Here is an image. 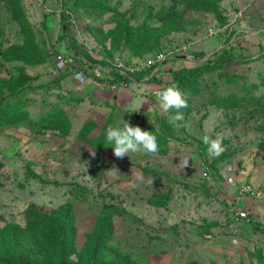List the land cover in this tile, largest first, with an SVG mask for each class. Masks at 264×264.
<instances>
[{
    "label": "rangeland",
    "instance_id": "obj_1",
    "mask_svg": "<svg viewBox=\"0 0 264 264\" xmlns=\"http://www.w3.org/2000/svg\"><path fill=\"white\" fill-rule=\"evenodd\" d=\"M249 1L0 0V259L264 264V22L244 34ZM69 38L88 64L138 70L128 88L80 84L56 66L74 55ZM110 67L93 69L107 82ZM184 67L199 76L179 88L177 121L156 92ZM122 120L152 131L158 153L115 157L105 134ZM205 135L222 138L221 155ZM243 183L261 195L234 210Z\"/></svg>",
    "mask_w": 264,
    "mask_h": 264
},
{
    "label": "clouds",
    "instance_id": "obj_2",
    "mask_svg": "<svg viewBox=\"0 0 264 264\" xmlns=\"http://www.w3.org/2000/svg\"><path fill=\"white\" fill-rule=\"evenodd\" d=\"M68 20H71L69 18ZM97 61H101L96 59ZM102 62V61H101ZM101 65L103 64H95ZM107 67V66H104ZM113 68V67H112ZM97 69V68H96ZM98 70V69H97ZM118 74V73H117ZM109 75L106 77V80L109 78ZM132 75L130 76V79ZM74 80L78 83L83 81H89L90 79L85 80ZM104 80V79H103ZM100 81L101 84H104V81ZM93 81V80H90ZM109 85V84H107ZM128 84H126V87ZM156 102L159 104L160 108L167 112L170 109H176L175 119L177 121L183 119L182 113L179 109L186 108L187 102L183 97L182 92L179 90L176 84H172L171 86L165 87L156 92ZM123 121V127L117 128L109 126L106 129L105 139L106 141L112 145L113 154L117 158H123L125 156L128 157V154L131 153H145V154H152L155 155L159 151V145L157 142V138L155 135L152 134V131H145L142 130L139 126H132L128 122ZM202 142L207 145V152L209 156L218 157L224 152V147L222 144V138L217 136L216 138H211L208 135L203 137ZM95 156V153H91ZM189 163L188 159H184L183 162L177 164L179 169H183ZM144 176L140 173H136L135 180L137 182H143Z\"/></svg>",
    "mask_w": 264,
    "mask_h": 264
},
{
    "label": "trees",
    "instance_id": "obj_3",
    "mask_svg": "<svg viewBox=\"0 0 264 264\" xmlns=\"http://www.w3.org/2000/svg\"><path fill=\"white\" fill-rule=\"evenodd\" d=\"M87 5H88V2L83 3L82 7L86 8ZM173 9L176 10L175 8H173ZM174 10H172V12ZM181 13H183V11ZM62 19H63V22H65V23H63L62 26L60 25L61 27H60V30H59V36H58L59 39H58V41H61V40H65L66 41V38L70 37L67 34V32H68V24L65 21L64 14H62ZM69 39L71 41V44H68V49L70 50V52L71 51L74 52V55L73 56H71V55H63V58L66 61V64L69 65L70 67L74 68L77 72L78 71H84V73L86 74V78L87 79L102 81L101 79H98L96 77V74L98 73L97 72L98 70L96 69V71H95L93 69V67H94L95 64H103V66H107V67H110V65L108 63H106L105 61H103V60H101L102 62L96 60V63L93 64V65L92 64H88L87 62L84 61V58H82V57H84V55L86 53V50H85L86 48L81 46V44L77 43L76 40L71 39V38H69ZM57 53H58V51H57ZM79 53L82 54V55H80ZM80 56H82V57H80ZM213 66L215 67V64H213ZM110 68H111V70L109 71L110 75H109V78H108V79H110V81L105 82L103 80L105 85L111 84L113 82H116L117 80H118L117 83H116L117 85H120V82H122V81L125 82L126 84H129V78L127 76H124L123 78L120 79L118 77V75H117L116 69L112 68V67H110ZM198 76H199L198 69L184 67V69L177 70V71H172V80H171V82H169V84H166V86H169V85L171 86L172 84H176L178 86V88L183 89L184 87H187L189 82H191L192 80H194ZM33 228L36 229V226L33 225ZM100 236H102V235H100ZM101 238H103V237H99V239H101ZM103 241H104V238H103ZM25 253L32 254V256L34 255V252H32V251H30V252L25 251ZM92 257L94 259L93 258H91V259L94 260V261L98 257V247H97V245H95L94 248H93ZM114 259H116V260L118 259L119 261H124V264H130L131 263V261L128 258L126 259V258H121V257L115 256ZM98 262L100 264H103L102 260H100ZM13 263H22V259L15 258L12 261H9L7 259H0V264H13ZM40 264H64V263L59 262V263H40ZM187 264H197V263L191 261L190 263H187ZM207 264H214V263L211 262V263H207Z\"/></svg>",
    "mask_w": 264,
    "mask_h": 264
},
{
    "label": "built area",
    "instance_id": "obj_4",
    "mask_svg": "<svg viewBox=\"0 0 264 264\" xmlns=\"http://www.w3.org/2000/svg\"><path fill=\"white\" fill-rule=\"evenodd\" d=\"M97 59V58H96ZM99 60V59H98ZM55 64L56 66H59L60 68H64L67 72H70L73 75V78L77 79V80H85L86 79V74L84 73V71H76L74 68L70 67L69 65L66 64V61L64 60L63 56H56L54 58ZM152 65H154V62L152 61H148L144 64V66L142 67L141 70L145 69V67H152ZM116 72L118 73V77L121 79L124 76H127L130 79V76L137 73L138 70H132L131 68H125L123 66L122 63L118 62L117 64H114ZM140 70V71H141ZM98 73L96 74V77L98 79L103 80V78H101L99 71H97ZM106 79V78H105ZM123 80V79H122ZM118 81V80H117ZM116 82L111 83L112 89H116L118 87L121 88H125L126 87V83L125 82H120V85H117ZM93 84H95L96 86L100 85L101 86V82L97 81V80H93ZM235 197L233 199V205H234V210H238V207L242 204V202H244L243 200L246 199H256L259 198L261 194H259V192L251 185V184H241L238 187H236V192H235ZM248 211L246 209L240 210V211H235L234 217L236 220L238 221H243V220H247L248 218Z\"/></svg>",
    "mask_w": 264,
    "mask_h": 264
},
{
    "label": "crops",
    "instance_id": "obj_5",
    "mask_svg": "<svg viewBox=\"0 0 264 264\" xmlns=\"http://www.w3.org/2000/svg\"><path fill=\"white\" fill-rule=\"evenodd\" d=\"M252 1L254 3L251 4ZM248 4H250L249 5V7H250L249 11L252 10V12H250L249 14L248 13L244 14L245 12H243L242 14H243L244 18H242L239 21V25H240V27H242V31L244 32L245 35L247 33H249L250 30H252V28L250 27L252 24V20L257 21L259 19H262V22H264V1L263 0H250ZM254 29H256V32H254V33H257L258 35L260 34L259 37L262 39L264 37V25L263 26H257V28L255 27ZM85 83H86V81H83L80 84H85ZM128 86H127V88H128ZM127 88L125 87V89H127ZM121 89H122V91L124 90V88H121Z\"/></svg>",
    "mask_w": 264,
    "mask_h": 264
}]
</instances>
